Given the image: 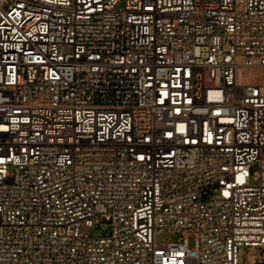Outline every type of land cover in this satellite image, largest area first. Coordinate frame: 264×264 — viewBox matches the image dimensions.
<instances>
[{
    "label": "built area",
    "instance_id": "built-area-1",
    "mask_svg": "<svg viewBox=\"0 0 264 264\" xmlns=\"http://www.w3.org/2000/svg\"><path fill=\"white\" fill-rule=\"evenodd\" d=\"M242 246L264 249V0H0V264Z\"/></svg>",
    "mask_w": 264,
    "mask_h": 264
},
{
    "label": "rangeland",
    "instance_id": "rangeland-1",
    "mask_svg": "<svg viewBox=\"0 0 264 264\" xmlns=\"http://www.w3.org/2000/svg\"><path fill=\"white\" fill-rule=\"evenodd\" d=\"M92 235H99V230L97 228L92 230ZM180 237L179 233H171L169 231H164L156 234L155 239L157 242H166L168 240L176 241ZM190 246H193V239L189 240ZM253 254L257 256L258 261L263 258L264 249L254 248L250 246H242L239 250V264H249V255Z\"/></svg>",
    "mask_w": 264,
    "mask_h": 264
}]
</instances>
